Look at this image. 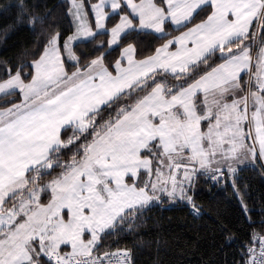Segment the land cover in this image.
<instances>
[{
    "label": "snow or ice",
    "instance_id": "obj_1",
    "mask_svg": "<svg viewBox=\"0 0 264 264\" xmlns=\"http://www.w3.org/2000/svg\"><path fill=\"white\" fill-rule=\"evenodd\" d=\"M0 13L5 40L32 37L0 57V264H136L138 245H159L146 213L199 215L201 180L238 197L246 232L222 225L231 264H264V211L237 175L264 174V0H0Z\"/></svg>",
    "mask_w": 264,
    "mask_h": 264
},
{
    "label": "trees",
    "instance_id": "obj_2",
    "mask_svg": "<svg viewBox=\"0 0 264 264\" xmlns=\"http://www.w3.org/2000/svg\"><path fill=\"white\" fill-rule=\"evenodd\" d=\"M40 2L52 7L59 0ZM9 22V16L0 13V57L12 56L32 39L28 31L21 29L9 32L5 40L3 29ZM237 175L248 205L259 220L264 211V174L259 169L246 168ZM194 193L201 208L199 215L192 214L186 206L170 205L146 213L141 235L145 240L159 241V245H138L136 264H156L158 259L162 264H231L238 244L225 242L222 225H228L238 237L246 232L238 197L230 186L205 180L196 184Z\"/></svg>",
    "mask_w": 264,
    "mask_h": 264
}]
</instances>
